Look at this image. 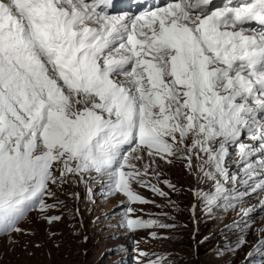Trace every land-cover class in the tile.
Here are the masks:
<instances>
[{
	"label": "snow or ice",
	"instance_id": "1",
	"mask_svg": "<svg viewBox=\"0 0 264 264\" xmlns=\"http://www.w3.org/2000/svg\"><path fill=\"white\" fill-rule=\"evenodd\" d=\"M212 3L172 0L132 17L109 14L111 0H0V234L23 233L33 208L60 221L47 213L63 201L46 198L69 182L99 180L129 202H151L133 184L167 197L151 177L178 157L214 181V193L196 192L209 212L264 191V159L248 162L264 154V0ZM230 147L249 177L235 196L224 186L237 179ZM121 226L175 225L126 215Z\"/></svg>",
	"mask_w": 264,
	"mask_h": 264
},
{
	"label": "rangeland",
	"instance_id": "2",
	"mask_svg": "<svg viewBox=\"0 0 264 264\" xmlns=\"http://www.w3.org/2000/svg\"><path fill=\"white\" fill-rule=\"evenodd\" d=\"M242 142L254 141L244 136ZM229 152L226 167L237 179L226 183L225 188L231 196L250 192L244 183L249 177L238 150L230 147ZM260 159L264 156L256 153L248 162L255 164ZM144 162L147 157L140 163ZM158 163L163 175L159 181L151 177V182L167 192V197L133 184L149 203L129 202L123 193H109L99 180L56 187V199L46 198V202L53 204L58 199L63 204L47 215H60L62 219L48 224L38 208L30 210L18 225L23 233L0 234V264H138L140 259L159 256L165 257L164 264H264V247L260 246L264 240V191L245 195L232 207L219 206L209 212L196 192L214 193V181L198 173L195 158L191 170L183 157L171 164L162 160ZM164 180L175 185V191ZM89 187L93 189L91 194ZM129 207L133 212H127ZM126 215L175 226L130 231L121 226ZM151 232L157 237H151ZM241 236L245 243L238 247ZM141 251L148 252L149 257L141 258Z\"/></svg>",
	"mask_w": 264,
	"mask_h": 264
},
{
	"label": "bare ground",
	"instance_id": "3",
	"mask_svg": "<svg viewBox=\"0 0 264 264\" xmlns=\"http://www.w3.org/2000/svg\"><path fill=\"white\" fill-rule=\"evenodd\" d=\"M242 3L243 0H223L221 3H222V6H224L225 4H228L229 6H234V5H237L238 3ZM166 7V6H165ZM154 11V10H153ZM261 28V27H260ZM251 145H254V146H258L259 143L257 141H254L253 143H251ZM257 154H259V152H257ZM261 154V153H260ZM261 156H264V154H261Z\"/></svg>",
	"mask_w": 264,
	"mask_h": 264
}]
</instances>
